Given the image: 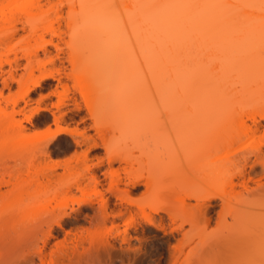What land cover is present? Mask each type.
<instances>
[{
    "label": "bare ground",
    "instance_id": "1",
    "mask_svg": "<svg viewBox=\"0 0 264 264\" xmlns=\"http://www.w3.org/2000/svg\"><path fill=\"white\" fill-rule=\"evenodd\" d=\"M3 1L12 4L13 9L1 14L0 21L6 27L0 35V47L7 46L16 35L17 22L28 28V39L12 54L10 49L5 50L0 59L3 76L0 264H103V257L109 256L116 246L123 220L132 218L130 206L122 203L129 202L126 192L121 189L120 180L112 176L113 164L117 165L114 170L121 167L132 186L141 185L145 193L151 192L152 212L170 214L176 200L174 186L154 188L157 180L168 181L169 173L175 170L169 157L173 141L185 127L200 126L206 120L214 123L215 101L197 97L195 92L186 98L183 83L177 77L176 49L180 39L186 37L185 33L195 32L200 36L212 34L217 43L225 30L226 35H233L227 30H233L232 26L242 36L250 33L251 36L257 28L264 27V0H45L44 3L0 0V3ZM63 4L67 6L69 56L77 70L74 89L85 100L91 126L107 156L102 175L109 176L108 184L92 169L72 180L60 179L58 169L70 171L72 163L68 159L60 163L54 158L52 140L57 133L71 130L58 127L31 134L23 123L24 118H31L43 109L41 100H37L31 112L30 99L24 95L36 88L48 89L46 80L58 72L49 55L39 51L41 44H30L31 36L33 40L45 41V33L57 34ZM51 12L56 17L54 21ZM240 32L237 33L241 36ZM225 37L220 38L222 46ZM230 50L226 49V54ZM21 58L24 63H20ZM12 82L17 86L15 93L10 92ZM230 113L237 115L236 109ZM249 118L253 127L233 133L221 145H217L214 135L210 136L204 150L207 168L201 180L208 181L220 172L232 173L241 160L249 157L241 150L228 152L258 131L259 121L252 112ZM84 134L81 133L82 138ZM257 150L264 148L258 146ZM244 173V168L239 169L235 181L231 175L232 189L239 183L246 184L240 179ZM255 191L240 193L235 202L247 201ZM77 193L86 197L72 212L66 211L60 203L75 199ZM179 201L184 203L182 198ZM72 213L83 214L82 225L61 234L57 228H62L65 217ZM144 217L147 223L156 224L151 214ZM257 222H261V217L235 218L229 225L215 229L212 241L207 247H198L199 253L191 264H232L228 253L234 233ZM131 224L130 221L127 226ZM123 232L127 235V228ZM125 242L130 246L129 240ZM185 253L183 245L177 246L170 264L179 262ZM249 264L264 262L255 260Z\"/></svg>",
    "mask_w": 264,
    "mask_h": 264
},
{
    "label": "rangeland",
    "instance_id": "2",
    "mask_svg": "<svg viewBox=\"0 0 264 264\" xmlns=\"http://www.w3.org/2000/svg\"><path fill=\"white\" fill-rule=\"evenodd\" d=\"M10 5L12 4L7 5L4 1L0 3V18L3 12L8 13L13 9V5L12 7ZM61 9L63 11L62 16L58 18L57 34L45 33V41L33 40V36L31 40L29 39L32 46L41 44L45 48L42 49L40 46L38 49L41 53L45 51L49 55L58 72L54 78L46 80L50 85L48 89L36 88L24 95L30 99L31 112L35 110L37 100H41L43 109L37 111L31 118H24L23 123L27 126V132L31 134L47 129L54 131L58 127L71 130V133H57L52 140L54 158L60 163L67 159L72 163L70 171L58 169L60 179L72 180L92 169L103 177L105 184H108L109 176L105 178L102 175L108 163L107 156L100 146L95 129L91 126L92 120L87 114L85 100L74 89V74H77V70L71 63L70 49L67 45L68 29L65 19L67 6L63 4ZM51 13L50 18L54 21L56 17L53 12ZM16 26V35L7 46L0 47L2 54L0 59L5 50L10 49L9 54H12L25 41L27 42L28 28L19 22ZM5 27L6 24L0 21V35ZM234 27L236 26L231 28L235 33L232 29H227L233 32L234 38L229 31L226 35V30L224 31L226 37L225 35L219 37L218 42L220 38H227L223 40V46L221 42L220 45L216 43L212 34L200 36L195 32L185 33L186 37L180 39L181 44L179 43L176 49L177 77L183 83L186 98L195 92L197 97L215 101L214 123L212 125L210 120H206L200 126L185 127L176 142L173 141L169 157L175 170L171 168L174 172L169 173L171 177L167 176L168 181L159 179L154 188L161 190L165 186H174L177 197L175 196L176 200L171 205L170 214L152 212L151 192L145 193L141 185L132 186L121 167L120 170H114L117 165L113 164L115 168L112 176L120 180L121 189L126 192L129 202L122 203L130 206L132 218L123 220L117 233L116 246L109 256L103 257V264H170L171 255L179 245L184 246L186 253L179 262L171 264H191L192 258L199 253L198 247H207L212 241L215 229L229 225L235 218L255 216L261 217V222L244 231H236L228 255L232 264H249L255 260L264 262V151L257 150L258 146L264 148V118L260 117L264 115V30H262L264 27L257 28L251 36H249L251 33L242 36V32ZM236 31L240 32L241 36ZM35 38L37 39V36ZM232 47L236 49L234 55L232 52L235 50ZM228 48L231 49L229 53L233 58L228 56L230 55L228 51L226 54ZM24 62L25 60L21 58L20 63ZM172 62H175L174 58ZM173 65L175 66V63ZM4 68H8V65L4 64ZM2 80L3 76L0 75V88ZM16 91V83L12 82L10 92ZM21 95L18 94V97ZM75 104L79 106L76 107ZM232 109L234 111L236 109L237 115L230 113ZM251 112L259 121L258 131L245 142L228 150L229 153L241 150L248 153L249 157L241 160L232 173L220 172L208 181L201 180L200 176L207 168L204 165L206 162L204 150L210 136L214 135L217 145H221L233 133L253 127V122L249 118ZM82 132L85 133L83 138ZM76 139L81 142H76ZM94 141L97 142L95 146ZM242 168L245 169V173L240 179L246 181V184L239 183L232 189L231 175L235 181L234 177H239L238 171ZM248 190L256 191L247 201L235 202L236 196L240 193L246 194ZM85 197L86 195L77 193L75 199L70 198L60 205L65 206L66 211L72 212L71 210L77 208ZM180 198L184 199V203H180ZM147 214L154 217L155 225L145 221L144 215ZM76 216L72 213L71 216L65 217L62 228H57L61 234L70 227L82 225L83 214ZM130 221L133 224L127 226ZM125 228L127 235L123 232ZM126 239L130 241V246L126 244Z\"/></svg>",
    "mask_w": 264,
    "mask_h": 264
}]
</instances>
